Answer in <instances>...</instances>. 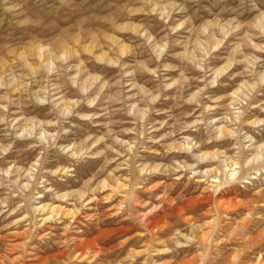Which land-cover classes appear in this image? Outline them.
Returning a JSON list of instances; mask_svg holds the SVG:
<instances>
[{
	"label": "clouds",
	"instance_id": "1",
	"mask_svg": "<svg viewBox=\"0 0 264 264\" xmlns=\"http://www.w3.org/2000/svg\"><path fill=\"white\" fill-rule=\"evenodd\" d=\"M0 264H264V0H0Z\"/></svg>",
	"mask_w": 264,
	"mask_h": 264
},
{
	"label": "rangeland",
	"instance_id": "2",
	"mask_svg": "<svg viewBox=\"0 0 264 264\" xmlns=\"http://www.w3.org/2000/svg\"><path fill=\"white\" fill-rule=\"evenodd\" d=\"M112 229L111 228H109V229H107L106 231H111Z\"/></svg>",
	"mask_w": 264,
	"mask_h": 264
}]
</instances>
